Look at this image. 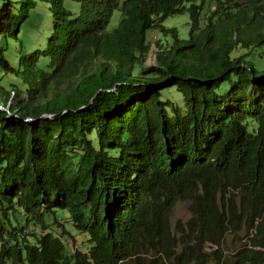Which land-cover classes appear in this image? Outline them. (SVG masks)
Masks as SVG:
<instances>
[{
	"label": "trees",
	"instance_id": "16d2710c",
	"mask_svg": "<svg viewBox=\"0 0 264 264\" xmlns=\"http://www.w3.org/2000/svg\"><path fill=\"white\" fill-rule=\"evenodd\" d=\"M65 1L0 0V41L52 18L16 65L0 47V264H263L264 0ZM184 12L187 40L163 25Z\"/></svg>",
	"mask_w": 264,
	"mask_h": 264
},
{
	"label": "rangeland",
	"instance_id": "374dc122",
	"mask_svg": "<svg viewBox=\"0 0 264 264\" xmlns=\"http://www.w3.org/2000/svg\"><path fill=\"white\" fill-rule=\"evenodd\" d=\"M254 1L256 0H240L239 3L250 4L253 3ZM64 5L67 9H70L74 13H77L79 7L78 3L67 0L65 1ZM117 14H118L117 12L113 14L114 17L110 22V29L114 28L118 22ZM189 22H190V17H188V12H184L182 14L167 17L164 20L163 25L166 28H177L179 31L180 38L187 40L189 39V32H190ZM51 29H52V18L49 12L48 5L42 2H38L34 10L31 11L28 19L22 24L17 40H11L7 42L0 41V47L4 51V58L12 65H16L18 58L21 54L30 53L35 49H43L45 46L46 39L51 33ZM146 35H147V39H151L153 37H159V38H163L164 40L173 41L171 36H164L157 31H148ZM150 58L153 59L152 60L149 59L151 62L148 63L149 62L148 60L147 63L149 65L155 64L156 61H154L155 58L154 52L153 55L150 56ZM43 61L44 60H41L39 64H42ZM136 69L137 70L139 69L138 65ZM162 98L163 100L170 99L174 101L177 105L181 106L182 108L185 107L184 97L182 93L178 90L176 85L165 87L162 90ZM254 125H256V123L251 124L249 129L252 130ZM190 215L191 213L189 211L188 204L184 201H180L177 203L174 209V213L172 215V223L174 224L179 219L182 221H187L190 218ZM53 219H54L53 217H48L47 222L52 224ZM64 223H65L64 229L68 230L71 235L73 234L77 237L76 241L77 240L79 241V248L86 249L85 236L78 233L74 229L73 224L71 223L68 224L66 223L65 220ZM244 231L245 230H243L240 233V236L243 237L240 240L233 239L234 237L233 235L227 236L226 242L223 247L226 253L233 252L237 245H240L245 242L246 238L244 235ZM37 232L38 234L43 233L40 227L37 228ZM73 241L74 238L72 239L69 235L65 236V242L69 247V252L71 251L73 252L77 248L76 241L74 242ZM210 264H216V263L212 261Z\"/></svg>",
	"mask_w": 264,
	"mask_h": 264
},
{
	"label": "water",
	"instance_id": "95a60500",
	"mask_svg": "<svg viewBox=\"0 0 264 264\" xmlns=\"http://www.w3.org/2000/svg\"><path fill=\"white\" fill-rule=\"evenodd\" d=\"M101 91V89H99L98 91H97V93H99ZM97 93L92 97V99L90 100V102H89V104H91L93 101H94V99L96 98V96H97ZM88 104V105H89ZM3 110H5L6 111V113H7V118H9V117H11L12 116V113H10L9 111H8V109H4L3 108ZM41 117H49V118H52V119H54L55 117H56V115L55 114H48V113H44V114H42L39 118H41ZM39 118H37L36 120L35 119H32V118H28V119H26V120H24L26 123H28V124H32V123H34L35 121H37V120H39Z\"/></svg>",
	"mask_w": 264,
	"mask_h": 264
},
{
	"label": "clouds",
	"instance_id": "9594fccd",
	"mask_svg": "<svg viewBox=\"0 0 264 264\" xmlns=\"http://www.w3.org/2000/svg\"><path fill=\"white\" fill-rule=\"evenodd\" d=\"M5 109V108H4ZM0 110H3V107H0ZM5 111V110H4Z\"/></svg>",
	"mask_w": 264,
	"mask_h": 264
}]
</instances>
